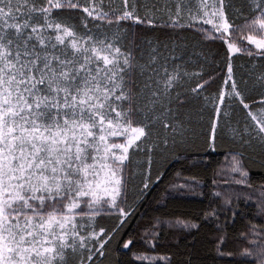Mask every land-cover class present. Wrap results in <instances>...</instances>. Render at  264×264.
I'll return each mask as SVG.
<instances>
[{
  "label": "snow or ice",
  "instance_id": "snow-or-ice-1",
  "mask_svg": "<svg viewBox=\"0 0 264 264\" xmlns=\"http://www.w3.org/2000/svg\"><path fill=\"white\" fill-rule=\"evenodd\" d=\"M187 33L222 56L185 59ZM225 143L233 182L252 187L249 161L264 167V0H0V264H103L114 253L124 264L121 250L128 264H175L157 251L161 218L128 235L135 203L165 179L153 175L157 157L195 149L193 167L211 168ZM183 179L181 195H202ZM211 195L226 218L210 204L201 222L168 224L192 239L184 264L201 259L202 223L213 260L264 264V219L232 250L239 196Z\"/></svg>",
  "mask_w": 264,
  "mask_h": 264
},
{
  "label": "trees",
  "instance_id": "trees-1",
  "mask_svg": "<svg viewBox=\"0 0 264 264\" xmlns=\"http://www.w3.org/2000/svg\"><path fill=\"white\" fill-rule=\"evenodd\" d=\"M239 22V21H237ZM187 43L190 47L187 51L183 52V57L186 59L192 56L193 51L199 52L200 48L204 51L211 49L212 53H220L222 56V49L219 43L200 47H196L198 40L192 38L193 34L187 33ZM181 55V53H177ZM220 56H217L219 61ZM250 63L247 56H240L236 60V64L247 66ZM231 145L225 143L218 152L212 154L211 168L201 165L200 167H193L194 163H199V157L202 155L195 149L190 151L177 150V152L165 153L162 157H157L158 163L153 165V175L155 170L159 168L165 173V179L158 185L153 184L152 191L148 193L144 198L138 199L135 203V207L138 209L137 214L133 218V223L129 226L128 235L136 238L137 233L143 234L144 230L151 227L157 217L165 221L161 225L162 236H164V247L158 248L159 254L173 255V261L175 264H184L188 259V253L192 251L190 245L192 239H185L186 230L176 227L170 228L168 224L176 218L196 220L201 222L203 217L201 213L206 212L211 204L212 208H222L224 211L221 213V218L224 219L228 215L226 207L222 203H211L218 198L211 195L213 191H228L238 194L239 199L232 197L234 203L230 206L234 211H238V215L233 222L229 221V235L232 238L233 243L229 245L232 250H239L246 247L245 242L241 239V233L247 231V225L249 223L261 225L262 219H264L263 211L261 208V201L264 197L260 196L259 186L264 184V167L261 165L259 156L249 161L251 169V182L252 187H246L244 185L235 184L232 179L227 178V163L229 162V149ZM179 155V159L176 157ZM254 161V162H253ZM219 162V164L217 163ZM181 173V177H177L175 174ZM219 173V174H216ZM194 176L199 181L197 191L202 195H193L188 193L186 189L181 190L186 194L181 195L180 191L173 188L175 183H184V177ZM215 179L217 184H213L212 180ZM250 197V199H246ZM130 203L131 197L129 198ZM263 210V211H262ZM103 226H108L109 219L104 218L100 221ZM214 229L209 224L202 223L199 230L197 239L200 243L197 245V252L201 257L197 264H228L227 259L217 258L213 260L211 257L214 255L212 252L213 245L209 242L213 234ZM115 249L117 244H113ZM142 245L137 244L133 251L142 250ZM114 257H109L103 261V264H114ZM118 258L128 264L131 260L130 254H125V250H121Z\"/></svg>",
  "mask_w": 264,
  "mask_h": 264
},
{
  "label": "rangeland",
  "instance_id": "rangeland-1",
  "mask_svg": "<svg viewBox=\"0 0 264 264\" xmlns=\"http://www.w3.org/2000/svg\"><path fill=\"white\" fill-rule=\"evenodd\" d=\"M227 178L228 179H232V181L234 179H238L239 178V174L231 172V168H230L229 162L227 163ZM263 214H264V211H263Z\"/></svg>",
  "mask_w": 264,
  "mask_h": 264
}]
</instances>
